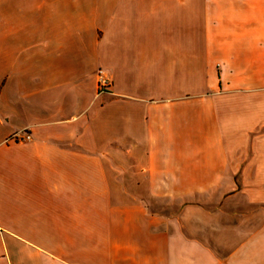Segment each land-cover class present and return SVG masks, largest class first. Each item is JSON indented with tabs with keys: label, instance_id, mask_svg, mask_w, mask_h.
I'll return each instance as SVG.
<instances>
[{
	"label": "crops",
	"instance_id": "crops-1",
	"mask_svg": "<svg viewBox=\"0 0 264 264\" xmlns=\"http://www.w3.org/2000/svg\"><path fill=\"white\" fill-rule=\"evenodd\" d=\"M0 264H264V0H0Z\"/></svg>",
	"mask_w": 264,
	"mask_h": 264
},
{
	"label": "rangeland",
	"instance_id": "rangeland-1",
	"mask_svg": "<svg viewBox=\"0 0 264 264\" xmlns=\"http://www.w3.org/2000/svg\"><path fill=\"white\" fill-rule=\"evenodd\" d=\"M99 86V92L105 88ZM110 87H108L109 90ZM103 92V91H102ZM120 198H193V188H148L137 186L133 187V172H121ZM130 184V185H129ZM164 195V197H162Z\"/></svg>",
	"mask_w": 264,
	"mask_h": 264
},
{
	"label": "built area",
	"instance_id": "built-area-1",
	"mask_svg": "<svg viewBox=\"0 0 264 264\" xmlns=\"http://www.w3.org/2000/svg\"><path fill=\"white\" fill-rule=\"evenodd\" d=\"M98 83L101 87L105 88L104 90H101V92H106L108 90V87H110V79L103 73L102 70L99 71L98 74ZM13 139L17 141H23V140H30L31 134L26 132H17L12 136Z\"/></svg>",
	"mask_w": 264,
	"mask_h": 264
}]
</instances>
